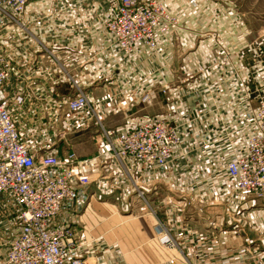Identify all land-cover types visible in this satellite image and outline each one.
<instances>
[{"label": "built area", "instance_id": "built-area-1", "mask_svg": "<svg viewBox=\"0 0 264 264\" xmlns=\"http://www.w3.org/2000/svg\"><path fill=\"white\" fill-rule=\"evenodd\" d=\"M225 13L213 0H0V264H88L76 214L100 197L95 181L157 214L168 249L197 215L209 228L195 238L241 234L264 259L246 217L264 208V55L228 44L213 27ZM37 55L66 94L35 77ZM89 123L99 149L79 159L61 143Z\"/></svg>", "mask_w": 264, "mask_h": 264}, {"label": "crops", "instance_id": "crops-1", "mask_svg": "<svg viewBox=\"0 0 264 264\" xmlns=\"http://www.w3.org/2000/svg\"><path fill=\"white\" fill-rule=\"evenodd\" d=\"M227 8L231 9L229 5ZM213 27L220 28L223 38L236 49L250 41V31L239 15L232 17L225 13L222 21L214 22ZM182 36H185L190 44L193 42L190 33L183 32ZM32 65L35 68L33 74L38 80L56 82L57 95L68 92L67 84L64 83L66 80L55 77L54 64L49 58L37 55ZM260 84L264 89V72L260 76ZM101 91L92 89L94 94ZM155 107L158 112L159 107L153 108ZM143 109L145 107L140 111ZM123 116L124 113L117 110L106 115L103 122L111 126L121 122ZM95 130L94 124L89 123L85 128L68 134L61 147L71 148L79 159H89L99 149L91 139ZM90 189L96 190L100 197H92L82 211L76 214L81 241L77 251L88 264H262L259 253L252 248H249V252L244 250L242 241L245 239L241 234L221 232L222 237L219 236L216 242L195 238L198 233L205 234L209 228V224L197 215L193 216L187 234L192 236V239H185L180 248L168 249L162 246L156 237L157 214L149 212L143 205L131 207L127 201V193H121L119 189L114 190V187L108 188L105 181L93 182ZM191 209L197 210L198 205ZM255 218L254 234L257 237L259 234L264 239V208H256ZM216 219L220 223L223 220ZM253 238L251 242L255 240V236Z\"/></svg>", "mask_w": 264, "mask_h": 264}, {"label": "rangeland", "instance_id": "rangeland-1", "mask_svg": "<svg viewBox=\"0 0 264 264\" xmlns=\"http://www.w3.org/2000/svg\"><path fill=\"white\" fill-rule=\"evenodd\" d=\"M213 1L215 3H218L219 5H222V6L224 5L225 8H227V5H229L231 7L230 9L231 14L232 15L236 14V16L239 15L240 18L244 20L248 30L250 31L248 33V37H249L248 39L250 40L248 41V45H250L251 43L252 45L253 43L255 44L257 43L256 45L260 47L264 55V0H213ZM44 92H45V96L48 95L46 90ZM153 107L154 106H151L150 108H153ZM157 110H158L157 107L153 109L145 108L142 111H140V113H154V112H157ZM119 123L120 121L114 123V125L119 124ZM103 124L106 127H108V124H106L105 122H103ZM256 208H257L256 203L252 208H248L249 212L247 213L246 217L248 218L249 214L256 211ZM253 221L254 223H256L255 216L253 217ZM260 223L261 222L259 221V224ZM247 224L248 226H250L249 228L252 229V233H250L249 236L252 237V239H254L253 237L255 236L256 240L262 239L261 235L257 234L258 235L257 237L256 234H254L253 232L254 229H253V226L250 224V222L247 221ZM242 242L246 245H249L248 242H246L245 240H243ZM253 242H251V245L253 244ZM261 262L262 264H264V259L261 260Z\"/></svg>", "mask_w": 264, "mask_h": 264}]
</instances>
